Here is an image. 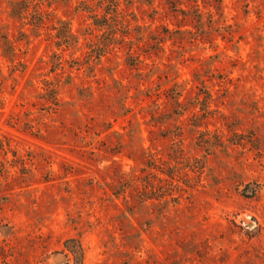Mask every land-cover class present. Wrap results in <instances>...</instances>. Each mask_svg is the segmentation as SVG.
Here are the masks:
<instances>
[{"label":"rangeland","instance_id":"obj_1","mask_svg":"<svg viewBox=\"0 0 264 264\" xmlns=\"http://www.w3.org/2000/svg\"><path fill=\"white\" fill-rule=\"evenodd\" d=\"M69 239L264 264V0H0V264Z\"/></svg>","mask_w":264,"mask_h":264},{"label":"trees","instance_id":"obj_2","mask_svg":"<svg viewBox=\"0 0 264 264\" xmlns=\"http://www.w3.org/2000/svg\"><path fill=\"white\" fill-rule=\"evenodd\" d=\"M26 8H28V7H26ZM116 13H117V11H115L113 14H116ZM105 18H107V17H105ZM107 21H109L108 18H107ZM71 38L72 37L70 35L69 37L65 38V41L67 40L66 42L69 43L68 40H71ZM101 56L102 55H100V57ZM65 247H66V250L73 257V259H72L73 264H83L84 263V249H83L80 241H78L77 239H69L65 242Z\"/></svg>","mask_w":264,"mask_h":264}]
</instances>
